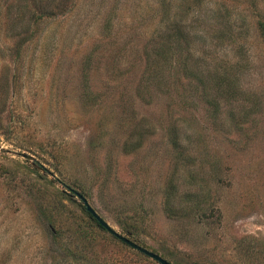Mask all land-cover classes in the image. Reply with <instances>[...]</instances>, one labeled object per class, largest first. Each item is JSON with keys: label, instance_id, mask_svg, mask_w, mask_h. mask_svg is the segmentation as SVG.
I'll return each instance as SVG.
<instances>
[{"label": "rangeland", "instance_id": "374dc122", "mask_svg": "<svg viewBox=\"0 0 264 264\" xmlns=\"http://www.w3.org/2000/svg\"><path fill=\"white\" fill-rule=\"evenodd\" d=\"M261 24L264 0H0V264H159L70 189L172 264H264Z\"/></svg>", "mask_w": 264, "mask_h": 264}, {"label": "water", "instance_id": "95a60500", "mask_svg": "<svg viewBox=\"0 0 264 264\" xmlns=\"http://www.w3.org/2000/svg\"><path fill=\"white\" fill-rule=\"evenodd\" d=\"M22 157H24L27 160H33L34 158L29 156V155H24L22 154ZM70 191L75 194V196L77 198H79L82 202L83 205L86 209V211L94 218L97 220V222L103 227L105 228V230L107 232H109L112 236H114L115 238H117L118 240H120L121 242H123L124 244H126L127 246L135 249L136 251L144 254L145 256L151 258L152 260L156 261L159 264H172L169 261H167L166 259L162 258L161 256H159L158 254L149 251L148 249L134 243L133 241H131L129 238L119 234L118 232H116L115 230H113L88 204L87 200L77 191H74L72 189H70Z\"/></svg>", "mask_w": 264, "mask_h": 264}, {"label": "trees", "instance_id": "16d2710c", "mask_svg": "<svg viewBox=\"0 0 264 264\" xmlns=\"http://www.w3.org/2000/svg\"><path fill=\"white\" fill-rule=\"evenodd\" d=\"M261 27V30H262V33L264 34V24H261L260 25ZM83 211L87 214V216L89 217V219L93 222V224L99 229V230H101V231H103V232H107L106 230H105V228H103L98 222H97V220L96 219H94L87 211H86V209H85V207L83 206ZM125 231H126V233H128L129 235H131V236H133V237H135L134 235H135V232L131 229V228H126L125 229ZM112 238H115L114 236H112ZM116 239V238H115ZM122 243V242H121ZM138 254H140L139 252H138Z\"/></svg>", "mask_w": 264, "mask_h": 264}]
</instances>
